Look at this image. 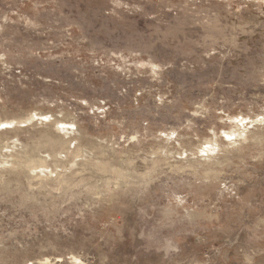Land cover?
I'll use <instances>...</instances> for the list:
<instances>
[{
    "label": "rangeland",
    "instance_id": "rangeland-1",
    "mask_svg": "<svg viewBox=\"0 0 264 264\" xmlns=\"http://www.w3.org/2000/svg\"><path fill=\"white\" fill-rule=\"evenodd\" d=\"M0 264H264V0H0Z\"/></svg>",
    "mask_w": 264,
    "mask_h": 264
}]
</instances>
